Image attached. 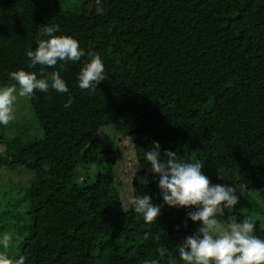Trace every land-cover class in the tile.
<instances>
[{"label":"trees","instance_id":"trees-1","mask_svg":"<svg viewBox=\"0 0 264 264\" xmlns=\"http://www.w3.org/2000/svg\"><path fill=\"white\" fill-rule=\"evenodd\" d=\"M162 1L172 5L170 12L117 16L81 48V61L58 68L68 93L50 87L27 97L43 137L25 145L7 142L0 164L46 174L51 192L30 183L22 199L0 212V237L21 235L7 250L13 261L24 256L25 264H174V250L167 248L163 258L156 251L165 247L160 236L194 207L163 204L158 175L144 158L153 142L160 143L162 158L167 149L180 161H199L213 185L244 184L264 198V0ZM42 21L0 16V88L16 84L13 71L34 72L39 79L42 70L53 69L28 64L26 49L37 46ZM88 52L104 64L105 80L94 91L78 86ZM118 131L127 133L136 162L131 196L149 195L163 204L151 224L129 203L123 208L115 187L123 139ZM90 164L96 177L76 180L77 169ZM24 201L19 216L10 213ZM233 216L237 222L250 217ZM254 222V234L264 239V224ZM145 233L151 234L147 240Z\"/></svg>","mask_w":264,"mask_h":264},{"label":"clouds","instance_id":"clouds-1","mask_svg":"<svg viewBox=\"0 0 264 264\" xmlns=\"http://www.w3.org/2000/svg\"><path fill=\"white\" fill-rule=\"evenodd\" d=\"M99 5L100 0H97V12L102 13L103 9ZM57 32L59 26L47 24L41 29L35 50L26 49V55L31 60L29 67H54L59 61H81L85 52L80 48L79 42L69 35H56ZM87 56L89 59L84 62L77 77L78 86L80 89L94 91L105 80L104 64L98 54L88 52ZM9 75L16 84L0 88V124L3 125H8L15 119L13 105L17 98V84L18 95L21 97H31L35 90L47 92L50 87L59 93L69 92L58 71L45 74L42 70V78L39 79L36 73L24 69L13 71ZM71 103L69 96L65 107H70ZM144 158L150 164V172L158 175L163 204L169 207H194L193 211L187 213V219L201 222L196 233L186 237L181 243L178 249L181 260L186 264H264V239L254 235L253 218L247 217L242 222H237L235 216L228 217L226 221L220 219L225 215V209L233 208L239 203V197L245 195L247 185H213L210 178L203 174L204 166L199 161H180L176 152L167 149L162 158L159 142H153L151 150L144 152ZM218 179H222L219 173ZM148 182L147 177H144L143 183ZM128 203L136 213L142 215L147 224L157 221L163 207V204L153 203L149 195H133L129 197ZM150 235L145 233L144 239L147 240ZM10 243L11 236L5 233L0 239L4 249L0 252V264H25L24 256L15 261L9 258L7 250ZM156 251L163 258L168 249L160 247ZM144 264H158V261L146 260Z\"/></svg>","mask_w":264,"mask_h":264},{"label":"rangeland","instance_id":"rangeland-1","mask_svg":"<svg viewBox=\"0 0 264 264\" xmlns=\"http://www.w3.org/2000/svg\"><path fill=\"white\" fill-rule=\"evenodd\" d=\"M99 6L103 9L102 13L97 12V0H8V2L0 0V16L23 23H29L35 18H43L40 31L47 24L59 26V32L55 33L56 35L72 36L82 48L88 42L98 39L117 16L126 15L134 18L139 15H161L172 10V5L162 0H100ZM44 38L47 39V37ZM64 63L59 61L48 73L56 71ZM28 64H31L30 58ZM18 93L19 87H17L15 94L17 98L13 105L15 119L8 125L0 124V154H4L2 152L7 142L25 145L35 138L43 137V130L29 106L27 97H21ZM122 135L123 139L120 144L122 157L114 170V183L115 187L121 190L123 208H125L128 205L129 197H131V184L137 167L132 147L129 144L128 136H126L127 133L118 131L116 137L120 139ZM97 173L94 164H90L89 167L77 169L75 179L82 183L90 182ZM30 183L34 189H39L42 193L49 194L51 192V180L46 174L36 175L21 165L11 167L7 164H0V212L7 210L9 201L22 199ZM237 195L239 196V191H237ZM25 206V201L19 202V208H12L9 211L11 214L19 216ZM244 213H247L253 220L264 224V198L246 190L245 195L239 197V203L233 208L225 209V215L220 219L226 221L234 214L244 215ZM186 220L187 225L185 226ZM200 226L201 222H193L186 216L160 236L162 244L176 252L174 264H186L180 259L178 249L183 240L194 235ZM16 233L15 231L9 233L11 241H13L10 243L11 248L21 239V235ZM2 237L3 235L0 239ZM2 246L0 244V250L3 249Z\"/></svg>","mask_w":264,"mask_h":264}]
</instances>
